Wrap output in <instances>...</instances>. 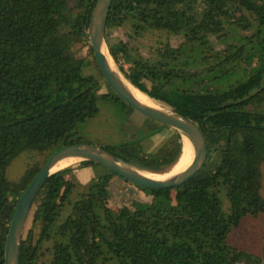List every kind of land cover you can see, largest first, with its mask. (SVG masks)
I'll return each mask as SVG.
<instances>
[{
  "label": "trees",
  "instance_id": "1",
  "mask_svg": "<svg viewBox=\"0 0 264 264\" xmlns=\"http://www.w3.org/2000/svg\"><path fill=\"white\" fill-rule=\"evenodd\" d=\"M96 1L0 0V264L20 197L57 151L98 146L155 174L181 156L169 128L161 146L145 152L143 142L167 127L145 118L133 126L134 111L104 83L88 39ZM116 29L127 41L110 42ZM148 36L155 41L143 55L133 43ZM105 40L134 87L198 126L206 163L178 188L142 189L166 204L133 211L110 208L103 175L81 184L72 167L55 173L31 206L20 264H264L229 242L246 217L264 215V88L249 98L264 79V0H112ZM86 46L88 56L79 57ZM99 101L118 105L116 143L84 141L80 128ZM21 155L32 163L9 180Z\"/></svg>",
  "mask_w": 264,
  "mask_h": 264
},
{
  "label": "water",
  "instance_id": "2",
  "mask_svg": "<svg viewBox=\"0 0 264 264\" xmlns=\"http://www.w3.org/2000/svg\"><path fill=\"white\" fill-rule=\"evenodd\" d=\"M111 3L112 0L96 1L88 30V39L91 45L93 58L102 79L111 92L134 112L140 114L145 119L166 126L180 137L182 152L179 160L184 154V142H186L187 151H193L191 165L182 173L159 180L142 175V172L145 171L139 170L136 167L125 163L118 157L98 146L78 144L68 146L57 151L48 158L41 171L27 186L16 205L9 225L8 233L5 238L3 252L4 264H20L19 258L21 239L32 204L46 180L55 173L68 168V166H66L65 168L53 171L59 162L71 159L79 163H92L115 174L127 184L145 190H166L178 188L196 176L206 163L207 145L204 135L198 126L188 118L175 112L173 109L142 93L123 76L114 63L109 54L105 40V29ZM110 62L113 63L115 68L111 66ZM128 84L146 96L153 105L148 106L140 103L132 94ZM263 88L264 79L261 82L259 90H254L250 94L249 98L253 97ZM236 104H238V102L229 103L227 106H233Z\"/></svg>",
  "mask_w": 264,
  "mask_h": 264
},
{
  "label": "rangeland",
  "instance_id": "3",
  "mask_svg": "<svg viewBox=\"0 0 264 264\" xmlns=\"http://www.w3.org/2000/svg\"><path fill=\"white\" fill-rule=\"evenodd\" d=\"M127 32L122 29L111 30L109 32L110 42L127 41ZM155 41V36H148L143 40H138L137 43H133V46L139 49L142 54H147L150 46ZM178 40H172V46L178 44ZM140 44V45H138ZM79 57L88 56V47L86 46L78 53ZM127 65H125V69ZM107 89L102 87L100 93H106ZM99 113L96 117L90 121H87L81 126V132L85 142L89 143H116L115 137L118 132V120H121L122 115L118 109V105L110 101H99L98 102ZM133 126H140L144 118L134 112L130 118ZM170 135V130L168 128L162 129L159 133L150 137L143 142V148L147 153H154L161 144ZM34 161L42 162V157H37ZM32 161L28 159L27 156L21 155L18 157L7 170L6 177L9 180H17L21 177L22 173L26 167L31 164ZM72 164V165H71ZM79 162L73 161L68 167L74 168V175L76 180L81 184H86L90 180H97V178L103 175L102 179L109 180V193L110 202L109 206L112 210L116 211L120 208H127L131 211L136 209H141L146 205L151 203L160 204L162 198L153 197L147 191L142 190L138 187L132 186L125 183L119 177H116L104 170L101 167H92L94 173L91 178H86L83 175L84 168H78ZM96 170V171H95ZM261 171V195L264 197V165L260 167ZM88 180V181H85ZM166 204V201L162 202V205ZM29 220V218H28ZM27 224V223H26ZM229 242L233 245L238 246L241 250L246 251L253 258H257L264 263V215L258 217H246L240 225L234 229L229 235Z\"/></svg>",
  "mask_w": 264,
  "mask_h": 264
},
{
  "label": "bare ground",
  "instance_id": "4",
  "mask_svg": "<svg viewBox=\"0 0 264 264\" xmlns=\"http://www.w3.org/2000/svg\"><path fill=\"white\" fill-rule=\"evenodd\" d=\"M111 66L113 68L114 65L113 63H111ZM132 94L134 95V97L142 104L144 105H148V106H152L153 104L148 100V98L146 96H144L143 94H141V92L135 90L134 88H132L129 84H128ZM185 143V149H184V154L182 155L181 159L175 164V166H173V168L166 174H162V175H155V174H149L146 172H142V175L152 178V179H159V180H163L166 179L168 177H171L173 175H177L179 173L184 172L185 170H187L189 168V166L191 165L192 159H193V151H187L186 148V142ZM71 162H73V160H63L61 162H59L55 168L53 169V171L65 168L66 166H68ZM72 165V164H71Z\"/></svg>",
  "mask_w": 264,
  "mask_h": 264
},
{
  "label": "crops",
  "instance_id": "5",
  "mask_svg": "<svg viewBox=\"0 0 264 264\" xmlns=\"http://www.w3.org/2000/svg\"><path fill=\"white\" fill-rule=\"evenodd\" d=\"M76 169H78V167ZM83 173H84L83 175H85L86 178H91V175L94 173V169L92 167H86ZM85 181H88V180H85Z\"/></svg>",
  "mask_w": 264,
  "mask_h": 264
}]
</instances>
